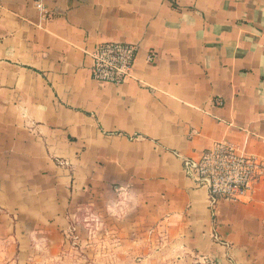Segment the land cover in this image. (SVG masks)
Instances as JSON below:
<instances>
[{
  "label": "crops",
  "instance_id": "1",
  "mask_svg": "<svg viewBox=\"0 0 264 264\" xmlns=\"http://www.w3.org/2000/svg\"><path fill=\"white\" fill-rule=\"evenodd\" d=\"M43 5L0 0V236L123 226L146 264H264V177L213 212L182 165L264 162V0ZM105 42L136 48L123 85L91 78Z\"/></svg>",
  "mask_w": 264,
  "mask_h": 264
},
{
  "label": "built area",
  "instance_id": "2",
  "mask_svg": "<svg viewBox=\"0 0 264 264\" xmlns=\"http://www.w3.org/2000/svg\"><path fill=\"white\" fill-rule=\"evenodd\" d=\"M46 0H34L44 12ZM91 78L101 84L120 86L133 78L136 48L133 45L105 42L92 54ZM151 60V58H149ZM185 176L209 194L213 212L220 200L238 201L259 179L264 177V162L243 156L229 143H216L197 159L182 160Z\"/></svg>",
  "mask_w": 264,
  "mask_h": 264
},
{
  "label": "rangeland",
  "instance_id": "3",
  "mask_svg": "<svg viewBox=\"0 0 264 264\" xmlns=\"http://www.w3.org/2000/svg\"><path fill=\"white\" fill-rule=\"evenodd\" d=\"M127 236L123 226H18L0 236V264H146Z\"/></svg>",
  "mask_w": 264,
  "mask_h": 264
}]
</instances>
